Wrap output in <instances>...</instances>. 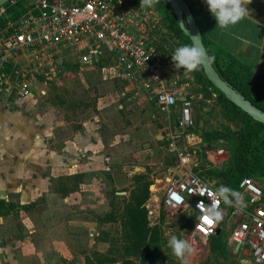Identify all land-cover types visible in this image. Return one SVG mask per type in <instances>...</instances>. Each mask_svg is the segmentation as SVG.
Here are the masks:
<instances>
[{"label": "built area", "instance_id": "2783aa9c", "mask_svg": "<svg viewBox=\"0 0 264 264\" xmlns=\"http://www.w3.org/2000/svg\"><path fill=\"white\" fill-rule=\"evenodd\" d=\"M19 2L21 12L8 18L7 6ZM159 21L156 9L140 8V0H9L0 7V96L25 98L35 89L42 97L47 84L63 73L67 58L75 57L77 63L88 66L105 57L108 49L118 76L146 94L166 118L174 110L172 125L183 131L192 128L194 95L177 84L174 61L157 49L150 34ZM178 156L182 166L189 161L188 153L179 152ZM228 156L229 149L222 147L212 153L214 161ZM193 189L214 192L217 188L189 168L165 185L162 203L187 212L191 234L207 239L216 234L219 223L209 228L202 222L197 204L203 200L208 206L211 200L207 195L189 194ZM236 191L243 194L246 207L220 202L223 221H233L230 246L254 264H264V189L253 177H244ZM173 193L181 195L184 202L177 205ZM145 207L149 225L160 224V201L154 197Z\"/></svg>", "mask_w": 264, "mask_h": 264}, {"label": "crops", "instance_id": "0c3cea01", "mask_svg": "<svg viewBox=\"0 0 264 264\" xmlns=\"http://www.w3.org/2000/svg\"><path fill=\"white\" fill-rule=\"evenodd\" d=\"M202 1L198 22L204 36L251 72L264 74V0H251L247 6L249 15L225 30L216 26L214 16L205 0ZM114 65V75L118 76ZM124 89L120 93L114 90L102 93L99 115L80 121L78 126H72L47 105L38 104L36 97L41 96L35 89L25 98L0 96V204H33L20 214L27 233L33 232L30 227L38 220L48 230L62 232L58 231V236H78V246L89 244V237L97 236L100 225L105 224L98 217L110 211L107 190L118 188L122 177H134V171L141 169L134 164H148L146 157L151 149L145 148L144 142L160 141L162 136L149 119H140L134 112H127L125 118L121 116L123 107L133 105L127 103L130 98L119 101L128 86ZM134 91L133 97L144 95L136 88ZM146 98L151 100L147 95ZM210 158L212 154H208ZM61 176L65 180L79 176V181L73 188L64 186L62 191L51 188L55 192L45 196L46 206L41 209L40 201L36 200L38 191L46 184L53 185ZM154 197L150 195L145 205Z\"/></svg>", "mask_w": 264, "mask_h": 264}, {"label": "rangeland", "instance_id": "374dc122", "mask_svg": "<svg viewBox=\"0 0 264 264\" xmlns=\"http://www.w3.org/2000/svg\"><path fill=\"white\" fill-rule=\"evenodd\" d=\"M168 32L160 17V21L151 27L150 34L155 42L161 38L173 41V34ZM104 56L105 59L88 66L77 63L75 57L67 58L63 73L51 81L44 96L40 99L36 97V102L47 105L58 116L70 122L72 126H78L80 121L93 120L99 115V102L102 93L111 90L120 93L128 86L126 95H120L122 98L119 101H124V99L127 101V98H130L127 103L131 102L133 105L128 109L123 107L121 116L125 118L128 115L127 112H134L140 119L145 118V121L149 119L157 133L162 136L160 141L149 139L144 142L145 148L151 149L146 157L148 164L146 162L134 164L136 167H141L134 171V175L139 174L138 172L147 173L148 179L152 182L149 187L150 193L152 192L150 195L160 201L159 213H163V221L160 224L163 238L162 250L167 264H181V261L172 254L171 249L167 246V241L172 235L187 239L193 245L195 252L189 258V264H254L245 254L234 252L230 246L228 239L233 221L227 224L222 220L218 224V236L201 239L191 234L192 225L186 216L187 212L164 207L162 203L165 185L169 181L174 182L179 179L185 170L190 168L193 173L199 175L206 174L208 170H221L226 165L228 158L223 161H214L210 158V161L208 154H212L214 150L221 147L229 149L232 138L239 131L241 124L223 116L220 102L215 94H211L209 98L204 97L202 89H199L192 74L185 75L182 68L172 67L177 84L186 85L184 90L194 95V126L184 131L180 130L172 125V121L176 118L175 112H171L166 118V113L146 98V94L139 93L133 97L134 86L125 79L114 75L112 53L106 49ZM108 87H112V89H108ZM172 133L174 134L173 139L170 138ZM175 135L179 136L175 137ZM171 143L173 145H170ZM179 152L189 154V161L183 166L180 163ZM42 170L47 172L44 168ZM132 178L124 179L122 177V180L118 182V188L107 190L108 200L114 201L115 210L128 198L131 187L135 186ZM253 179L263 187L261 179ZM206 180L214 185L218 179L208 178ZM78 181L79 176L67 180L61 176L55 179L53 185L47 187L46 184L36 195V200L41 203L40 208L46 206L45 196L55 192L51 188L62 191L66 185L73 188ZM113 190L116 193L111 194ZM8 205L0 206V215L3 216L0 219V258L1 255L4 258L2 264H98V256L94 254L96 251L103 254L108 253L109 256L112 255L116 258H119L118 256L121 254V227L118 222L101 224L97 236L89 237V244L78 246L80 245L78 236L67 234L58 236L62 232L52 228L48 230L46 224L41 222L40 225L38 220L34 221L30 227L33 228V232L27 233V228L20 221L22 209L15 205L10 208L11 212L6 214ZM40 216L41 213L38 217L41 218ZM55 228H59L58 225Z\"/></svg>", "mask_w": 264, "mask_h": 264}, {"label": "trees", "instance_id": "16d2710c", "mask_svg": "<svg viewBox=\"0 0 264 264\" xmlns=\"http://www.w3.org/2000/svg\"><path fill=\"white\" fill-rule=\"evenodd\" d=\"M185 2L199 27L204 47L210 55L215 57L214 62L211 63L215 70L251 103L264 110V74L251 72L236 57L212 44L204 36L198 22V16L203 9L202 0H185ZM21 7L20 2L14 7L7 6L8 18H14L20 13ZM155 9L160 14L161 21L169 31L168 33L174 36L173 41L161 38L155 44L160 52L164 53L167 58H171L176 47L191 42L179 28L176 17L166 0H160ZM191 74L199 89H202L204 97L209 98L211 94H215L220 102L223 116L241 124L239 131L232 138L226 165L221 170H208L206 174L200 175L205 179H218L213 185L217 189L224 185L236 190L239 181L244 177L259 178L264 187V124L253 120L214 88L205 77L202 68ZM133 182L135 186L130 190L128 198L123 201L122 205L115 210V203L110 199V211L98 219L102 223L118 222L121 227L120 241L122 243L119 258L109 256L108 253L94 252L98 256V264L116 262L120 264H167L163 256V238L160 226L163 221V213H160V224L154 226L149 225L147 218L145 203L150 197L149 186L152 182L147 179L146 173L136 174L133 177ZM114 193L115 190L111 191V194ZM32 205H17V207L28 210ZM12 207L15 205L7 206L6 214L11 212L10 208ZM216 236L218 234L209 238Z\"/></svg>", "mask_w": 264, "mask_h": 264}, {"label": "clouds", "instance_id": "9594fccd", "mask_svg": "<svg viewBox=\"0 0 264 264\" xmlns=\"http://www.w3.org/2000/svg\"><path fill=\"white\" fill-rule=\"evenodd\" d=\"M208 10L216 20V26L225 30L230 26L236 25L242 19L249 15L248 5L251 0H205ZM160 0H140V8H155ZM183 31L188 30L183 22L180 23ZM193 40L189 44H183L176 47L171 55L176 69H183L185 75L199 71L206 64L214 62V55H210L208 50L196 42L197 37L192 36ZM198 194L201 197L207 195L211 200L208 206H205L203 200L199 201L197 207L202 213V222L209 228L223 220V210L220 208V202L238 209L246 207L243 194L239 191L221 185L214 192L207 189L199 191L193 189L189 194ZM172 199L177 205L184 202V198L177 194H172ZM167 246L171 249L172 254L181 261V264H189V258L194 254L195 249L189 240L178 238L175 235L170 236Z\"/></svg>", "mask_w": 264, "mask_h": 264}, {"label": "water", "instance_id": "95a60500", "mask_svg": "<svg viewBox=\"0 0 264 264\" xmlns=\"http://www.w3.org/2000/svg\"><path fill=\"white\" fill-rule=\"evenodd\" d=\"M8 1L9 0H0V7H2ZM166 1L176 17L179 28L188 37L190 42H192L193 40L192 36H196V42L204 47L199 27L185 0ZM181 22H183L186 26L188 33L183 31V29L181 28ZM202 70L205 77L212 84V86L216 88L219 92H221V94H223L231 103H233L236 107H238L247 115H249L253 120L264 124V110H261L260 108L255 106L243 94L234 89L226 80H224L218 74V72L215 70L211 63L206 64L204 67H202ZM218 232L219 229L216 231V234ZM235 248H237V245H235Z\"/></svg>", "mask_w": 264, "mask_h": 264}, {"label": "bare ground", "instance_id": "6f19581e", "mask_svg": "<svg viewBox=\"0 0 264 264\" xmlns=\"http://www.w3.org/2000/svg\"><path fill=\"white\" fill-rule=\"evenodd\" d=\"M152 190L154 191L153 187H152Z\"/></svg>", "mask_w": 264, "mask_h": 264}]
</instances>
